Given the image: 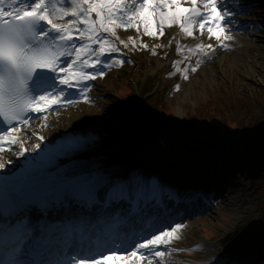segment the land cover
I'll list each match as a JSON object with an SVG mask.
<instances>
[{"label": "snow or ice", "instance_id": "snow-or-ice-1", "mask_svg": "<svg viewBox=\"0 0 264 264\" xmlns=\"http://www.w3.org/2000/svg\"><path fill=\"white\" fill-rule=\"evenodd\" d=\"M189 3L0 0V153L24 156L28 149L17 124L28 126L29 114L37 113L46 126L54 106H70L77 102L74 96L88 101L87 82L125 62L112 55L121 52L118 45L128 46L117 28L139 31L140 20L144 34L154 37L162 36L165 26L178 24L188 36L197 25L201 32L207 26L220 41L235 13L218 6L219 0H204L203 9L198 0ZM213 47L197 44L195 52L207 55ZM92 139L68 140L56 151L70 154ZM40 147L35 143L33 151ZM32 167L34 175L0 189V264H171L169 257L179 249L168 246L185 225L148 207L161 199L155 177L149 181L133 172L126 180L116 179L98 165ZM33 210L40 219H31Z\"/></svg>", "mask_w": 264, "mask_h": 264}, {"label": "rangeland", "instance_id": "rangeland-1", "mask_svg": "<svg viewBox=\"0 0 264 264\" xmlns=\"http://www.w3.org/2000/svg\"><path fill=\"white\" fill-rule=\"evenodd\" d=\"M203 2L204 0H199L198 3L202 9ZM238 5L239 7L237 0H219L218 6L227 7L236 14L235 20H232L235 24L226 28L220 41L211 37L207 32V26L201 32L197 25L193 29L192 36H188L177 24L171 27L165 26L164 34L154 37L144 34L143 22L140 20L136 21L141 25L139 31L136 28H117L116 35L125 40L128 46L125 48L124 45H118L121 52L112 55L125 62L105 70L103 77L87 82L90 86L88 101L76 97V103L60 107L49 115L46 126L43 119H41L42 125L36 123L27 126L24 131L29 134L24 136L27 135L31 143H37V135L41 134L40 126L48 130L46 141L49 143L55 142L61 135H65L68 141L77 137H87L85 134H90L98 141L96 150L101 151L125 141L152 144L160 141L162 135L175 136L180 139L181 156L172 162L160 161L162 163L152 167V170L160 171L158 169L163 166L167 180L178 179L183 184L189 183L192 174L195 176L197 174V179L209 178L210 167L212 164H220V161H215L211 157V161L197 162L189 157L185 149L187 131L183 128H167L165 132L156 131L136 140L127 133L114 135L112 127L116 121L111 117L120 119L123 123L129 122L127 119L130 117L141 119L142 113L139 108L142 100L145 104H149L147 108L151 111L155 110L158 103L161 104L159 100L156 101L161 94L152 95L160 87H163L161 92L165 89L160 99H165L167 103L160 105L159 109L162 108L163 111L180 118L201 105L213 101L214 95L223 87L226 94L220 96L223 98L222 105L227 106L229 96L235 100H242L245 104L251 103L253 98L264 99V1L238 0ZM154 19L158 21L159 18L157 16ZM227 22L230 24L231 21L227 19ZM104 35L113 39L109 34ZM129 37L132 39L130 40ZM209 37L213 38L219 47L223 45L217 51V60L213 62H208L204 54L195 52L196 45L203 44ZM169 58L174 61L171 68L166 64ZM256 63L260 64L259 68ZM193 67L197 69L195 72L191 71ZM87 70L91 71V69ZM131 78L138 88V95L130 84L133 82ZM145 94L149 98L155 97L151 98L152 100L146 99ZM135 102L140 107L137 108ZM114 108H118L123 113H113ZM68 110L80 117L74 120L67 118L64 114ZM263 117H257L249 123L262 127L264 121L259 120ZM234 127L232 129L236 130L237 128ZM253 129L258 128L254 126ZM215 132L218 135H226L222 130L216 129ZM236 134L237 139L245 138L243 132ZM12 147L16 148L15 145ZM12 153L16 154L15 151L5 152L4 161L9 165L13 163V159L8 158ZM220 158L221 163L228 161L225 155ZM187 166L190 167L189 170ZM225 186L220 197H209L207 209L193 213L191 216L180 211V221L174 222H182L185 225V232L179 234L180 238L168 246L179 249L172 252L169 257H172L171 264L187 262L264 264V192L259 196L241 183L233 184L231 175L226 179ZM250 234L258 237V240L251 241L254 236L250 237ZM206 238L212 239L206 240ZM196 243L203 245L204 248L213 246L212 253L196 247ZM187 253L195 255L188 256ZM173 261L175 262L172 263ZM111 264H114V261ZM152 264H155V261H152Z\"/></svg>", "mask_w": 264, "mask_h": 264}, {"label": "bare ground", "instance_id": "bare-ground-1", "mask_svg": "<svg viewBox=\"0 0 264 264\" xmlns=\"http://www.w3.org/2000/svg\"><path fill=\"white\" fill-rule=\"evenodd\" d=\"M256 2H262L264 0H253ZM183 2L189 3V0H183ZM190 4V3H189ZM236 11V8L234 9ZM235 13V12H234ZM236 15V14H235ZM230 22V26L235 24L234 17L227 18ZM79 44L80 41L77 40ZM211 43L214 47L209 51L207 55L215 56L214 61L217 60V51L222 47L216 44L213 38H206L203 45ZM260 64L256 63L257 68H259ZM66 87V86H65ZM70 91V90H69ZM55 108H59V106H54ZM67 118L77 119L80 116L73 114L72 111H65L64 114ZM31 116L34 118L30 123L34 120L41 119L42 115L37 113H31ZM41 117V118H36ZM248 117V116H246ZM37 124L42 125L43 121H36ZM36 124V123H35ZM41 127V126H40ZM23 129H21L20 138L25 141V145L28 151L24 156H17L12 153L7 157L13 159V163H6L5 153H0V163L5 165L4 169L7 168V172L9 173V182L19 181L24 179L25 177L31 176L35 174V170L32 167L33 165L40 163L45 167H71L76 164H85L87 166L98 165L106 172H112L111 176L116 179L126 180L129 176L135 172L140 176L144 177L147 180V173L152 172V167L157 166L160 161L164 162H172L181 156V143L180 139L175 136H167L162 135L161 140L156 143L149 142H121L117 145L112 146L108 150H96L90 149L93 143L90 141L87 146L81 150L74 151V156L68 160V154H64L61 152H57V146L66 142V136L61 135L58 136L56 141L53 143H49L46 141V136L48 134V130L42 128L41 134L38 136H44V140L40 143V149L33 151V142L29 141L28 136H22ZM47 133V134H46ZM40 140H37L39 143ZM72 154V153H70ZM13 164V166L11 165ZM187 170L190 169L189 166L186 167ZM160 172L164 174V167L161 166ZM230 172V170H227ZM184 173V172H183ZM182 175V174H181ZM160 188L162 189L161 199L158 203L156 200L150 201L148 204L153 205L151 208L158 209L160 212L164 213L168 218H170L173 222L180 221V210L187 211V216H191L193 213L203 211L205 208L207 209L209 205H207V201L209 197H213L217 195L220 197L223 192L222 186L215 187H206V183H204L201 179H196L195 182L190 184V187H186L181 180H167L163 175L158 179ZM195 185V186H194ZM213 185V184H212ZM194 187V191L192 194H188V191ZM232 193V192H231ZM233 195V194H232ZM181 199V200H180ZM214 199V198H213ZM234 199V198H232ZM143 206V202H142ZM185 229L180 230V233H184ZM196 247L201 249H205L207 252L212 253L213 247L200 246L199 244H195ZM172 260V257L169 258ZM173 261L172 263H174ZM184 264H206L204 262H187Z\"/></svg>", "mask_w": 264, "mask_h": 264}, {"label": "trees", "instance_id": "trees-1", "mask_svg": "<svg viewBox=\"0 0 264 264\" xmlns=\"http://www.w3.org/2000/svg\"><path fill=\"white\" fill-rule=\"evenodd\" d=\"M225 94L223 87L214 95L215 100L201 105L183 118L164 115L160 110L149 112L147 118H143L141 122L135 121L127 131L137 138L150 135L154 132L155 126L160 127L161 130L182 127L191 135L188 144L194 145L189 150L190 156L205 159L206 149L229 155L230 172L235 174L242 184L260 196L264 192V126L251 125L249 122L264 116V99L250 98L251 103L245 104L242 100H235L229 96L226 106L222 105L223 98H220ZM259 121H264V117ZM254 126L258 129L254 130ZM232 127L237 129L233 130ZM216 129L222 130L226 135L216 134ZM237 132H243L245 138L237 139ZM226 166L227 164L223 167ZM252 236L254 235L250 234V237Z\"/></svg>", "mask_w": 264, "mask_h": 264}]
</instances>
